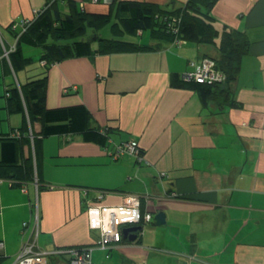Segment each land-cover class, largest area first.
<instances>
[{"label":"crops","instance_id":"1","mask_svg":"<svg viewBox=\"0 0 264 264\" xmlns=\"http://www.w3.org/2000/svg\"><path fill=\"white\" fill-rule=\"evenodd\" d=\"M47 1L0 0L6 88L45 70L41 46L22 44L34 61L17 71L4 54L16 42L11 22L33 18ZM75 1L88 11L107 12L111 6V0ZM60 4L68 9L65 0ZM212 12L219 27L243 30L250 39L232 85L240 106L220 94L205 101L199 88L172 84L175 73L193 68L191 60L213 52L206 43L97 51L48 68L49 106L84 103L95 124L113 129L108 146L81 133L44 137L37 156L33 143L25 144L19 163L32 156L40 180L27 178L22 166H6L12 174L4 173L24 179L27 189L19 180L11 185L0 179V264L15 261L36 216L38 243L51 251L53 264H70L69 250L78 246L94 247L91 264H264V0H217ZM137 34L140 38L127 39L155 42L142 30ZM13 106L7 98L0 101V137L26 125L25 114ZM29 124L40 136L41 122ZM132 139L139 154L115 153L116 143ZM2 155L0 138V161ZM126 193L141 195V209L153 213L152 220L141 222L135 240L124 238L109 250L98 247L100 229L90 226L88 206L119 204ZM160 210L165 221L157 224Z\"/></svg>","mask_w":264,"mask_h":264},{"label":"trees","instance_id":"2","mask_svg":"<svg viewBox=\"0 0 264 264\" xmlns=\"http://www.w3.org/2000/svg\"><path fill=\"white\" fill-rule=\"evenodd\" d=\"M60 1L48 0L28 22L26 20L29 18L19 22L14 20L9 25L16 37L13 45L5 47L4 56L8 58L11 68L17 71L34 61L23 53L21 46L26 43L42 47L40 60L45 70L41 75L6 88L8 103L14 104L16 111L25 114L26 125L20 127L19 135L12 132L0 137L3 147L0 179H8L11 185H14V179L19 180L24 183L23 190H26L24 179L4 173L12 174L6 166L17 165L24 168L27 178L40 180L32 156L24 158L20 163L17 156L22 155L25 144L31 143L37 156L41 140L51 134L81 133L86 140L108 146L113 128L95 124L91 111L84 103L59 106L47 104L48 68L69 56L93 55L97 51L157 49L164 43L180 44L184 40L210 44L213 52H206L202 58L193 61L199 62L205 57L214 59L216 67L225 73V80L199 82L175 73L172 84L199 88L205 101L220 94L231 105H242L231 92L241 70L243 57L249 51L250 39L243 30L218 26L212 12L217 0H187L181 4H177L176 0L166 4L145 0H109L111 6L107 12L88 11L75 0H65L68 9H63ZM109 21L112 22L114 36H104L100 32L101 27ZM139 30H147L155 42L122 37L123 33L136 34ZM36 119L41 122L40 136L33 130L30 132L29 123ZM13 174L16 175L14 171ZM2 257L1 253L0 262Z\"/></svg>","mask_w":264,"mask_h":264},{"label":"built area","instance_id":"3","mask_svg":"<svg viewBox=\"0 0 264 264\" xmlns=\"http://www.w3.org/2000/svg\"><path fill=\"white\" fill-rule=\"evenodd\" d=\"M38 11L36 10L35 13L37 14ZM30 19L32 18L26 21ZM191 64L193 68L183 74L186 79L211 83L221 82L226 78L225 73L216 67V62L212 58L205 57L199 62L191 61ZM15 133L19 135L20 131ZM115 148V153L129 152L137 155L140 152V145L135 139L116 143ZM165 174V171L161 172V175ZM140 204L141 195L138 193H126L119 204H90L87 210L90 226L100 229L97 246L109 250L115 242L122 241V228L125 224L151 221L153 214L143 213ZM38 224V216H36L33 234L24 242L17 258L11 264H48V255L51 251L42 248L38 243ZM2 248H4V240L0 239V254ZM93 248V246L70 248V264H91Z\"/></svg>","mask_w":264,"mask_h":264},{"label":"rangeland","instance_id":"4","mask_svg":"<svg viewBox=\"0 0 264 264\" xmlns=\"http://www.w3.org/2000/svg\"><path fill=\"white\" fill-rule=\"evenodd\" d=\"M111 24H112V22L109 21L107 24H105V25H103V27H101L100 32H101L102 35H104V36H111L113 34V31L111 30ZM143 35H144V37L146 39V37L149 36V32L146 30ZM122 37L123 38H125V37L126 38H130V39H138V38H140V35L137 34V33L136 34H133V33H123L122 34ZM141 38H143V37H141ZM12 78H14L13 72H12ZM74 87H76V86H74ZM6 98L7 97H6V87H5V83H4V78L2 76V73L0 72V101L1 102H4V101H6ZM0 112L3 113V111H1V109H0ZM147 212H149V211H147ZM143 213H145V212H143ZM133 224H141V221L140 222H137V223H133ZM127 225H132V224H129L128 223V224H125L124 226H127ZM123 239H124V236L122 238V241H123ZM48 262H49L48 264H53L52 256H49Z\"/></svg>","mask_w":264,"mask_h":264},{"label":"water","instance_id":"5","mask_svg":"<svg viewBox=\"0 0 264 264\" xmlns=\"http://www.w3.org/2000/svg\"><path fill=\"white\" fill-rule=\"evenodd\" d=\"M154 220L157 222V224L163 223L165 221V212L163 210L158 211L154 216ZM142 227V224L124 226L122 228L124 238L135 240L138 236V231L141 230Z\"/></svg>","mask_w":264,"mask_h":264},{"label":"bare ground","instance_id":"6","mask_svg":"<svg viewBox=\"0 0 264 264\" xmlns=\"http://www.w3.org/2000/svg\"><path fill=\"white\" fill-rule=\"evenodd\" d=\"M153 214V213H152Z\"/></svg>","mask_w":264,"mask_h":264}]
</instances>
